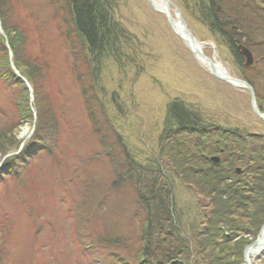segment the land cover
<instances>
[{
  "label": "rangeland",
  "instance_id": "1",
  "mask_svg": "<svg viewBox=\"0 0 264 264\" xmlns=\"http://www.w3.org/2000/svg\"><path fill=\"white\" fill-rule=\"evenodd\" d=\"M33 1L43 5L40 19L46 28L56 80L51 86L53 89L47 93L55 100V112L63 120L62 130L68 133L60 135L66 153L58 158L43 156L36 160L24 175L26 183L22 177L19 183L3 181L0 185V229H10L3 231L0 238V264H117L112 254L99 245L100 238H105L104 234L108 236L106 229H111L124 236L131 235L130 241L134 242L136 235L131 231L130 216L139 209L135 208L132 188L122 187L118 191L110 188L117 172L109 162V155L121 159L128 150L134 159L145 165H153L157 158L163 161L159 157V136L163 132L168 105L175 99L202 108L208 120L233 128L240 136H252L253 139L256 135L264 136V121L252 109L251 93L212 75L208 65L173 29L166 13L159 11L149 0H115L116 17L136 39L133 38L129 45L130 62L116 64L111 59L103 62L101 82L104 93L99 94L103 111L98 106V133L108 137L99 134L96 140L80 86L70 70L73 58H66L68 46L56 30L49 7L45 8L48 0ZM170 1L180 8L188 27L204 44V53L217 58L232 76L242 78L243 72L234 52L225 37L205 21L196 0ZM246 1L255 4L252 0ZM260 1L263 5L256 8L262 10L264 0ZM171 7L177 17L172 4ZM263 34L260 32L255 37L258 45L253 41L257 67L249 76L255 82L259 104L264 107ZM12 59L9 55L10 62ZM5 67L0 59L1 73ZM3 78L0 77V127L8 124L19 140L27 137L34 126L37 128L36 106L41 103L31 100L29 92L16 101ZM10 83L13 87V82ZM55 89L61 93H52ZM55 96H58L57 100ZM20 102L22 105L32 102V120L25 121L26 114L19 116L16 104ZM104 118L108 124H99ZM26 127L28 132L22 136ZM122 149L126 150L122 152ZM75 153L81 155L84 164L75 161ZM92 155L96 158L90 162L88 157ZM171 166L167 163L165 167L172 169ZM67 169V172H79L82 176L91 172L99 194L104 191L101 195L107 200L104 210L98 208V203H94L90 213L86 210L89 204L86 209L75 210V202L82 200L80 195L77 197L80 186L62 182ZM168 172L173 176L171 170ZM175 183L180 212L177 210L174 215L178 221L174 227L180 230L183 246L189 252V256L180 254L177 259L183 264H206L205 255L197 253L194 237L204 225V214L210 211V202L179 177ZM88 201L93 204L94 197L91 195ZM98 228L102 229L100 238ZM234 251L232 258L237 259L240 255ZM241 264H250L244 253ZM253 264H264V251L256 256Z\"/></svg>",
  "mask_w": 264,
  "mask_h": 264
},
{
  "label": "trees",
  "instance_id": "2",
  "mask_svg": "<svg viewBox=\"0 0 264 264\" xmlns=\"http://www.w3.org/2000/svg\"><path fill=\"white\" fill-rule=\"evenodd\" d=\"M39 4L33 0H0V19L6 33L5 38L0 32V59L6 66L2 73L0 71V77L5 78L16 101L28 94L25 82L9 61L10 47L15 66L33 86L34 102L41 103L36 106L34 134L19 154L9 157L0 166V185L3 181L19 183L22 177L26 183L24 175L36 160L43 156L58 158L66 153L61 146V136L68 133L62 130L63 120L55 112V100L47 93L53 89L51 86L56 80L46 28L40 19L43 5ZM115 4V0H48L45 5V8L49 7L60 38L68 46L66 58H73L70 70L80 86L96 140L99 134L108 137L98 133V106L103 108L99 101V94L104 93L101 82L103 62L107 59L116 64L130 62L129 45L133 38L136 39L116 17ZM196 6L212 29L225 37L239 62L242 55L237 43L243 37L256 50L253 41L257 34L264 33V7L262 10L256 8L261 4L253 5L246 0H196ZM252 71L244 68L247 73L244 77L255 86L249 76ZM54 92L61 93L58 89ZM30 106L28 103L22 105V102L16 104L19 116L28 115L24 117L25 121L32 120ZM260 107L263 110L262 104ZM204 114L202 108L182 99L169 103L163 132L159 136V157L163 161L157 158L153 165H145L126 149L121 150L125 151V157L121 156V159L109 155V162L117 172L110 188L112 191L132 188L135 208L139 209L130 216L131 231L137 239L134 242L130 241L131 235L124 236L111 229H106L108 236L104 234L105 238H100L102 229L98 228L99 245L112 254L117 264H168L180 254L189 256L183 246L184 237H180V230L174 227L178 225L174 215L177 210L180 212L176 200V177L195 188L199 196L205 195L210 202V211L204 214V225L194 237L197 253L205 255L206 264L243 262L244 246L250 240L242 234L255 238L264 225V136L256 135L255 140L252 136H240L235 129L208 120ZM100 122L108 124L105 118ZM12 133L8 124L0 127V157L18 147L20 139ZM74 155L76 162L84 164L80 154ZM213 156H218V161L213 160ZM95 158L94 155L88 157L90 162ZM167 163L172 169H166ZM65 171L66 178L62 182L80 186L77 197L80 195L82 200L75 202V210L86 209L89 204L86 210L90 213L94 203H98L101 210L107 207L105 196L101 197L104 191L99 194L91 172L82 176L79 172ZM91 195L93 204L88 201ZM7 230L10 229L1 227L0 238ZM232 251L240 256L233 259Z\"/></svg>",
  "mask_w": 264,
  "mask_h": 264
},
{
  "label": "water",
  "instance_id": "3",
  "mask_svg": "<svg viewBox=\"0 0 264 264\" xmlns=\"http://www.w3.org/2000/svg\"><path fill=\"white\" fill-rule=\"evenodd\" d=\"M150 2H152L151 0H149ZM163 1L166 5H169L170 1L169 0H161ZM178 9V17H179V21L181 22V25L178 26L173 18L172 15L169 14V21L172 24L174 30L188 43L189 48L194 52V54L201 59L202 61H204L205 63L209 64L210 70L211 72L218 78L223 79L231 84L240 86V87H244V88H248L250 90V92L252 93V97H253V101H252V106L254 111L264 120V113L260 111V109L258 108L257 105V100H256V96H255V91L254 88L252 87V85H250L248 82L243 81V80H238V79H234L230 76H223L221 75V73L218 71L216 64L212 61V59L208 56H206L203 51L201 50L200 46L197 44L196 42V38L194 37V35L192 34L191 30L188 28L186 21L182 18L181 12ZM2 33H4L2 31ZM184 34V35H182ZM240 50L242 51V53L244 54V56L247 58V64L250 65L253 62V55L251 53V51L246 48L243 45L239 46ZM258 242V241H257ZM183 264V261H174L173 264Z\"/></svg>",
  "mask_w": 264,
  "mask_h": 264
},
{
  "label": "bare ground",
  "instance_id": "4",
  "mask_svg": "<svg viewBox=\"0 0 264 264\" xmlns=\"http://www.w3.org/2000/svg\"><path fill=\"white\" fill-rule=\"evenodd\" d=\"M152 4L161 12L163 13H170L173 17V13H172V10H171V7L169 5H166L165 3L163 2H160V0H151ZM179 18L178 16L177 17H174V22L180 26L181 25V22L177 19ZM184 35V34H182ZM198 43V45L200 46L201 50L204 52V44H202L200 41H196ZM210 57V56H209ZM212 59V61L216 64V67L218 69V71L221 73V75L223 76H230L232 78H236L234 76H232L227 70L226 68L224 67V65L222 63H220L217 58H214V57H210ZM207 64V63H206ZM15 69H17V72L19 74L20 77H22L24 80H26V78L22 75V73L20 72V70H18V68L16 66H14ZM232 85V84H231ZM233 86L235 87H240V86H237V85H234ZM28 132V128L26 127L24 129V131L22 132V136H25V134ZM24 144H18V147L17 149L18 150H23L24 148ZM16 155L15 152L13 151H10L8 153H6L5 155H3L4 157L1 159V160H6L8 159L9 157H12ZM264 251V231L262 232V234L260 235V238H259V243H256L255 245H252L248 250H247V257H248V260L250 262V264H253V261L255 260L256 256L260 255L262 252Z\"/></svg>",
  "mask_w": 264,
  "mask_h": 264
},
{
  "label": "flooded vegetation",
  "instance_id": "5",
  "mask_svg": "<svg viewBox=\"0 0 264 264\" xmlns=\"http://www.w3.org/2000/svg\"><path fill=\"white\" fill-rule=\"evenodd\" d=\"M238 43H239V41H238ZM238 43H237V44H238ZM241 61H243V58H240V62H241ZM241 63H242V62H241ZM242 71H244V68H242Z\"/></svg>",
  "mask_w": 264,
  "mask_h": 264
}]
</instances>
